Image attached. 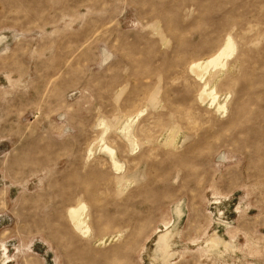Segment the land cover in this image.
I'll list each match as a JSON object with an SVG mask.
<instances>
[{"label": "rangeland", "instance_id": "1", "mask_svg": "<svg viewBox=\"0 0 264 264\" xmlns=\"http://www.w3.org/2000/svg\"><path fill=\"white\" fill-rule=\"evenodd\" d=\"M0 244V264H264V0H0Z\"/></svg>", "mask_w": 264, "mask_h": 264}, {"label": "bare ground", "instance_id": "2", "mask_svg": "<svg viewBox=\"0 0 264 264\" xmlns=\"http://www.w3.org/2000/svg\"><path fill=\"white\" fill-rule=\"evenodd\" d=\"M3 39H4V37H3ZM234 52H235V44L231 40V38L228 37L226 39V41L224 42V44L218 49V51L214 55H212L211 57H209L203 61H198V62L192 63L190 66V72L199 81H204L205 78L207 77V75H209V73L211 71H213L215 69H219V68L223 69L226 66L227 59L229 57H231ZM216 78H218V77H216ZM199 99L201 100V102L208 101L210 103V106H213L214 108H216V112H218V113H224L226 110L225 105L218 101V95L215 92V89L213 87H210L207 82L204 83V87L202 88ZM102 126L104 128V132H103V135L100 139L101 150L105 154L108 155L114 171L115 172H121L123 169V165L120 164L116 160L114 149L109 147L104 142V135L109 130V127L106 124H102ZM130 127H129V124H126L122 128L119 127V129L127 138H129V140L131 141V146L137 148L136 141L130 139V136H131L130 129H129ZM85 211H86V207L83 204H79L75 207H71L68 210V217H69L73 227L75 228V230L78 233H80L82 235H86L90 231L89 227L87 226L86 222L83 219V215L85 214ZM174 211H175V214L177 216L181 215L179 203L177 204V206H175ZM172 237H173L172 230H169V227L165 226L164 232L159 234L156 241H155V247H154L155 249L153 250V256H152L153 258H155L157 260H161L163 262L167 261L168 256H170V248H171L170 241H171V239H173ZM206 244H207L208 248H210L211 250L216 249L218 246H220V242L215 237L212 238L210 240V242H207ZM228 247H229V245L225 244V248H228ZM171 256H172V254H171Z\"/></svg>", "mask_w": 264, "mask_h": 264}]
</instances>
